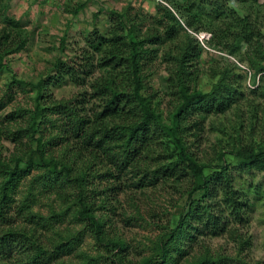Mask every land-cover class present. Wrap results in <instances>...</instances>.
Wrapping results in <instances>:
<instances>
[{"label": "trees", "instance_id": "16d2710c", "mask_svg": "<svg viewBox=\"0 0 264 264\" xmlns=\"http://www.w3.org/2000/svg\"><path fill=\"white\" fill-rule=\"evenodd\" d=\"M107 18L67 56L61 37L38 79L4 84L0 264H235L264 207V0H158L154 15ZM0 23L1 72L30 38L20 20ZM161 73L165 90L153 85ZM66 87L71 97L54 96ZM19 94L28 102L14 104ZM157 191L172 199L159 215ZM148 203L158 233L133 259L115 225L144 221ZM87 238L97 255L79 251ZM215 238L236 257L211 254Z\"/></svg>", "mask_w": 264, "mask_h": 264}, {"label": "rangeland", "instance_id": "374dc122", "mask_svg": "<svg viewBox=\"0 0 264 264\" xmlns=\"http://www.w3.org/2000/svg\"><path fill=\"white\" fill-rule=\"evenodd\" d=\"M158 0H0V19L4 15L20 20L27 29L30 41L26 49L18 54L8 57L9 67L11 70H3L0 72V96L4 89V84L14 75L17 78L26 80H36L40 74L44 73L50 65L55 62L59 56L58 48L60 47L61 37H66L67 50L63 55L69 54V49H77L82 45L85 37L97 28L101 32L108 21L107 13L109 10L121 11L128 8L130 13L134 15H143L144 13L154 15L155 2ZM85 2V7L77 15L71 14L79 4ZM1 27V23H0ZM198 38L209 39V34L199 33ZM209 49V47H206ZM164 74L154 75L153 85L158 89L165 90ZM202 88L208 90L210 84L207 79L202 80ZM56 98L71 97L75 92L70 87L53 91ZM27 103L26 96L19 94L15 103ZM237 112H230L223 118H211L214 124L220 121L233 122L236 119ZM248 114H245L246 119ZM215 133H211L209 138H213ZM2 151L8 153L11 149L7 143L0 146ZM155 197L154 209L158 215L165 210H170L171 196L163 191H157L151 194ZM178 196L175 195L174 199ZM46 203L49 201L42 200L36 209L40 213L46 215L48 208ZM124 206H128V202L122 200ZM151 204H146L142 208V218L144 221L131 222L129 227H124L120 222L115 225L116 233L125 239L130 246L131 257L139 259L140 255L146 254L149 245V239L158 233V224L153 223L150 218L149 208ZM118 216H115V220ZM157 226V227H156ZM113 231L114 228H111ZM246 236L250 237V245L248 250L242 251L236 258L235 264H264V207L259 205L256 212L251 218L248 227L243 229ZM211 254L223 252L228 255H235L237 249L234 243L226 239H207L205 241ZM92 239L87 238L79 251L86 255H97L99 253ZM200 253V252H197ZM72 262L78 261L77 256L71 255Z\"/></svg>", "mask_w": 264, "mask_h": 264}]
</instances>
